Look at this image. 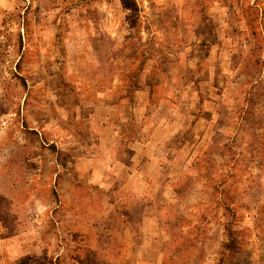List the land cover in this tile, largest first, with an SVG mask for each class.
Returning <instances> with one entry per match:
<instances>
[{
  "label": "rangeland",
  "instance_id": "rangeland-1",
  "mask_svg": "<svg viewBox=\"0 0 264 264\" xmlns=\"http://www.w3.org/2000/svg\"><path fill=\"white\" fill-rule=\"evenodd\" d=\"M0 264H264V0H0Z\"/></svg>",
  "mask_w": 264,
  "mask_h": 264
},
{
  "label": "trees",
  "instance_id": "trees-1",
  "mask_svg": "<svg viewBox=\"0 0 264 264\" xmlns=\"http://www.w3.org/2000/svg\"><path fill=\"white\" fill-rule=\"evenodd\" d=\"M231 248L232 249H237L236 240L235 239H232Z\"/></svg>",
  "mask_w": 264,
  "mask_h": 264
}]
</instances>
